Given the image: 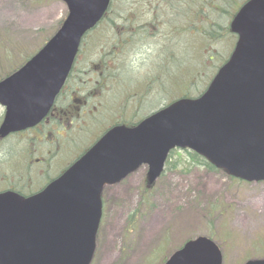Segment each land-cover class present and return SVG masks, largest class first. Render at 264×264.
<instances>
[{
	"label": "water",
	"instance_id": "water-1",
	"mask_svg": "<svg viewBox=\"0 0 264 264\" xmlns=\"http://www.w3.org/2000/svg\"><path fill=\"white\" fill-rule=\"evenodd\" d=\"M59 29L16 71L0 80L5 108L0 138L36 126L51 110L81 38L111 0H61ZM234 48L207 88L181 97L136 125L117 124L59 177L28 197L0 192V264H90L105 185L147 166V184L162 174L172 149H190L246 181H264V0H247L230 22ZM207 236L189 239L163 264H222ZM244 264H264V258Z\"/></svg>",
	"mask_w": 264,
	"mask_h": 264
},
{
	"label": "rangeland",
	"instance_id": "rangeland-1",
	"mask_svg": "<svg viewBox=\"0 0 264 264\" xmlns=\"http://www.w3.org/2000/svg\"><path fill=\"white\" fill-rule=\"evenodd\" d=\"M209 6H214V0ZM237 7L238 4L233 3L230 11L233 12ZM67 13V5L61 0H0V58L7 53L4 61H15L17 65L26 54L35 53L44 44L43 40L55 33ZM105 29L102 26L93 33V38L89 37L83 42L82 52L76 60V70L101 61L97 51L102 54L103 50L109 49L105 48L104 43L110 44L105 40V34L110 35L105 33ZM124 29H127L125 25ZM190 31L198 39V31L194 28H190ZM114 39L118 40L117 37H112L110 41ZM235 40L231 36L224 47L223 40H218L220 43L216 48L223 47L220 56L216 51H208L200 59L197 49L195 56L189 54L188 62L184 59L186 67L190 64L188 68L194 69L190 73L196 70L190 78L192 85L189 87L169 81V72L160 70L161 79L170 88L166 95L172 93L178 98L182 95L179 93L184 94L187 88L190 96L198 95L230 55ZM158 47V44L152 49L131 43L122 48V54L115 58L108 57V62L112 64L124 58L131 67L133 73L127 69L122 71L123 83L130 84L125 86L126 90H136L145 83V88L153 86L152 92L145 99L156 93L158 83L151 79L159 66L156 69L150 66L158 56ZM13 65L15 64L5 63L0 66V71L3 73ZM160 95L153 97L140 113L145 114L150 107L164 106L168 100L161 101L163 96ZM125 96L122 91L117 103L125 101ZM136 98L128 100V107L136 105ZM100 99L105 104V94ZM2 113L3 107L0 105V117ZM128 114L129 111L125 112V115ZM103 122L105 123V113ZM22 136L26 135L0 140V189L7 188L8 180L25 174L22 155L26 150ZM85 139L81 136L72 146L63 148L61 153L54 155L47 171L44 164L37 162L45 156V147L41 152H33L30 160L35 159V162L29 179L35 189L27 191L42 186L48 178L46 176L59 173L82 150L74 147L82 146ZM170 159L176 161V168H165L150 187L146 178L147 167L144 165L119 183L105 186L102 195L103 217L91 264H161L187 238L209 236L212 233L221 247L223 264H243L249 259L263 258L264 181L239 180L221 170L214 171L204 165L190 163L185 152L176 151Z\"/></svg>",
	"mask_w": 264,
	"mask_h": 264
},
{
	"label": "trees",
	"instance_id": "trees-1",
	"mask_svg": "<svg viewBox=\"0 0 264 264\" xmlns=\"http://www.w3.org/2000/svg\"><path fill=\"white\" fill-rule=\"evenodd\" d=\"M245 1L246 0H214V6H209L212 0H111L102 21L83 39L84 42L89 37L93 38V33L103 26L106 28L105 33L110 34H105V40L109 41L110 44L106 45L104 43L105 48L109 47V49L103 50L102 54L100 51H97L101 56V61H97L95 64L89 63L87 66L84 65L81 69L76 70L75 61L65 83L64 89L67 92L64 96L65 99L63 100L60 95L57 97L56 103L59 104L63 100L60 104L68 105V103H72L76 105L77 102L83 103L82 99H85V102L93 100L96 96L92 95L90 90L92 88L94 89L96 84H100V87H102L100 81L103 73H105V94L108 92V95L105 96V129L114 123L134 125L142 118L140 117L138 119V117L141 116L140 111L144 107L143 100L149 92H152V89L145 88L144 83L139 85V88L136 90H126L125 86H130V84L123 83L122 71L124 69L131 70V67H129V64H127L124 58L112 64L108 62V57L112 56L115 58L116 55L122 54V48L131 43L139 47L148 46L152 49L158 44V56L150 66L152 69H156V67L159 66L155 71L154 78L151 79L152 82L158 83V90L156 92L161 94V91L167 88L163 79H161L162 75L159 74L162 69L169 72V81L189 87L192 85V83H190V78L193 73H196V70L190 73L191 70L194 69H189L190 64L188 66L189 68L186 67L184 59L188 62L189 54L190 56H195V51L197 49L200 59L203 56L205 57L208 51H216V54L220 56L222 54V48L228 43L229 38L231 36L236 38V35L230 30L229 23L236 11ZM233 3H237L238 7L231 12L230 9L233 7ZM124 25L127 26V30H124ZM190 28H194L198 31V39L191 33ZM121 29L124 31L122 32ZM146 30H151L147 32L149 35H143ZM100 34H103V30L100 31ZM112 37H117L118 40H113L111 42L110 39ZM123 38L125 40L120 41V39ZM220 39L223 40V47L217 49L216 46L220 43V41H218ZM46 40L44 39L43 42ZM18 53H20L19 50ZM6 54L7 53H5L4 57ZM30 56L31 55L26 54L17 65L21 66ZM4 57L0 58V66L5 63H7V65H15L9 68V70L3 71V73L0 71V79L19 67L16 65L15 61L10 63L7 60L4 61ZM227 58L224 59L223 62H225ZM75 73H77L78 76L75 75ZM90 77H94L93 81H90ZM205 88L202 89L200 93H202ZM70 89L72 93L76 91V95H72V93L69 95ZM141 89H145L143 94L139 91ZM122 91L126 95L124 97L125 101L118 104L116 100L121 98ZM200 93H198V95ZM179 94L193 97L189 95L188 88L184 94L183 92ZM130 96L132 98L137 97L136 99L142 97L135 103V106L128 107V99ZM160 96H163L161 101L166 98L165 94ZM175 97L176 96L172 94L171 99ZM127 111H129L130 114L125 115ZM66 113L71 115L74 113V110L69 107ZM16 136L19 137V134L10 135L9 137ZM24 146H27L26 141ZM176 151H180L181 153L185 152L190 163L204 165L208 169L214 171L219 170L211 165L202 155L188 149L182 151L172 150L165 164L166 169L176 168V161L173 162L170 159L172 154ZM182 159L184 158L182 157ZM1 166L2 163L0 161V167ZM34 191L35 190L30 191V193ZM18 192L24 195V192L21 190ZM209 236L213 238V233L212 235L209 234Z\"/></svg>",
	"mask_w": 264,
	"mask_h": 264
},
{
	"label": "flooded vegetation",
	"instance_id": "flooded-vegetation-1",
	"mask_svg": "<svg viewBox=\"0 0 264 264\" xmlns=\"http://www.w3.org/2000/svg\"><path fill=\"white\" fill-rule=\"evenodd\" d=\"M126 28H127V26H126ZM124 30H127V29H124ZM124 30L121 29L122 32ZM150 31L151 30H146V32L143 35H149V33H147V32H150ZM124 40H125L124 38L120 39V41H124ZM81 52H82V50H81ZM75 75L78 76L77 73H75ZM93 79H94V77H90V81H93ZM100 83H101L102 87H100V84H96L95 88L94 89L92 88L90 90L91 94L95 95L96 98H94L93 100H91L89 102H85L86 100L82 99L83 103L77 102L76 105H74L72 103L71 104L68 103V105L60 104L65 99L64 96L67 93L64 89L65 85H66L65 84L63 86V88L61 89V91L59 92V94L57 95V97L61 95L63 100L59 104H57L56 103L57 97H56L55 102H54L51 110L49 111L47 116L41 122H39L36 126L28 128L24 131L14 133V134H19L20 137H21V135H24V134L26 135V136H22V137H24V140L27 142V146L25 147L26 152L22 155L23 162L25 164V167H24V173L25 174H21V175L15 177L13 179L8 180L7 181V188L1 189V190H11V191H14L18 194H20L18 191L21 190L22 192H24V195L20 194L22 196H27V195L32 194V193H30V191H32V190H29V191H27V190L30 188L35 189V187L33 186V183L30 182L31 180L29 179L30 178L29 175L31 176L32 165L35 162V159L33 161L30 160V158L33 155V152H35V151L41 152V151H43V148L45 147V149H44L45 156L41 159H38L37 162H38V164H44V169H45V171H47L50 168V165H51L50 162L52 161V157L54 155L57 156V153H61L63 148H68V146H72L75 141H77L78 139H81V136L86 138L84 143L82 142V146H80V147L76 146V147H74V149L75 148H82V150L80 152H82V154H83L101 136L104 135L105 123L103 122V117H104V113H105V104L100 99V96L102 94H105V73H103ZM147 88L152 89L153 86L148 85ZM169 89L170 88H166L165 90L161 91V95L165 94V97H166L165 99L168 100L167 103H169L172 100L171 99L172 94H170L168 96L166 95V93L168 92ZM144 92H145V89H143V91H141L142 94ZM71 93H72V90L70 89L69 95H71ZM72 95H76V91H74L72 93ZM107 95H108V92H107V94H105V96H107ZM132 95H134V94H132ZM147 95H146V97H147ZM157 95H158V93L156 92L150 98H147L144 100L142 98V100L144 102V107L147 105V103H149V101L153 97H155ZM130 98H132V97L130 96ZM130 98L128 100H130ZM140 98L135 99V101L138 102V100ZM72 105H74L76 108ZM69 107L74 110V113L71 115L66 113V110ZM156 109H157V106L150 107L146 111L147 114L145 113L142 115V113H140L142 115L141 117L143 118V117L150 115ZM3 115H4V108H3V113L1 115V120L3 118ZM1 120H0V122H1ZM100 123H104V125L99 126ZM86 133H88V134H86ZM14 134H11V135H14ZM29 134H32L33 136L31 137ZM80 144H81V142L78 145H80ZM71 149H73V148H71ZM63 170H64V168L59 173L61 174L63 172ZM45 171L43 172V174L45 173ZM59 173L54 175V177H56ZM46 177H48L47 178L48 180L46 179L45 183L42 186L40 185L41 190L47 184H49L53 179L51 176H46ZM40 186H38L35 191H37L40 188ZM102 200H103V198H102ZM103 209H104V203H103Z\"/></svg>",
	"mask_w": 264,
	"mask_h": 264
}]
</instances>
